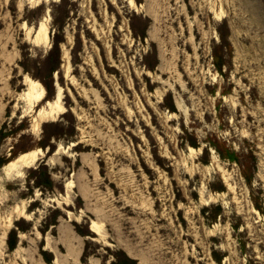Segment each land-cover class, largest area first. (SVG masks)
<instances>
[{"label": "rangeland", "instance_id": "rangeland-1", "mask_svg": "<svg viewBox=\"0 0 264 264\" xmlns=\"http://www.w3.org/2000/svg\"><path fill=\"white\" fill-rule=\"evenodd\" d=\"M1 128L0 264H264V0H0Z\"/></svg>", "mask_w": 264, "mask_h": 264}, {"label": "trees", "instance_id": "trees-1", "mask_svg": "<svg viewBox=\"0 0 264 264\" xmlns=\"http://www.w3.org/2000/svg\"><path fill=\"white\" fill-rule=\"evenodd\" d=\"M141 37H143L144 35H140ZM219 39H220V48L221 47H224V48H227L228 51H230L231 49V44L229 42V39H228V34L226 32H222L220 31L219 32ZM59 40H56V43H58ZM214 56V63L215 65L217 66L218 70L220 72H222V68H223V65L225 64L224 60H223V56L222 54L220 53H217V51L214 52L213 54ZM55 69V68H53ZM43 82V85H44V88L46 89V93L48 96V94L52 93V82L50 81H42ZM170 109H173V103L170 107H168ZM3 137V133H2V128L0 129V140L1 138ZM189 143L193 146H197V143L196 141L193 139L191 141H189ZM46 145H50L49 142L48 143H45L43 145H41L43 148L46 147ZM213 146L215 147V149L218 151L219 153V156L220 157H225L231 161H235L239 164V167H240V171H241V174L242 176L244 177L245 181L247 183H251L252 179H253V176H254V169H255V166H256V161H255V155L253 153H250V155H246L244 159H241L242 156H239L237 154L236 151H234L233 149H231L230 147H218L215 143H213ZM205 151V149H204ZM207 158H201V161L203 162H207ZM6 162V161H5ZM4 160L0 157V167L5 163ZM45 166H43V179L42 178H39L38 180L35 181L36 185L37 186H44L48 189H52L54 187V183H53V179L50 177L47 169L45 170ZM219 188H223V185H221V187ZM254 206L261 210L260 208V205L254 201ZM220 208V206H219ZM58 215L59 213H57L56 215H54L51 219V221L49 222V224L46 226L45 230H47L50 225H57V222H58ZM236 227V226H234ZM25 229V228H24ZM22 228V230H24ZM76 231L78 233H80L81 235H89L90 234V231L87 229L86 231H83V230H80L79 228L76 227ZM16 243H17V240H16V233H15V229H11L9 231V235H8V238H7V245H8V248L10 250L14 249L16 247ZM121 255L118 256V255H115L116 257V264H137V261L136 259L128 256L125 252L123 251H120ZM46 261H50L52 258L50 257H46L45 258ZM220 260V258H219Z\"/></svg>", "mask_w": 264, "mask_h": 264}, {"label": "bare ground", "instance_id": "bare-ground-1", "mask_svg": "<svg viewBox=\"0 0 264 264\" xmlns=\"http://www.w3.org/2000/svg\"><path fill=\"white\" fill-rule=\"evenodd\" d=\"M25 80H26L25 82L27 83V88L23 91L21 98L26 102V104L28 105V108H30L35 103H37L43 99L45 88H44L43 84L36 79H32V78L26 76ZM54 107H55V105H54ZM40 111H41V109H40ZM42 116H43V113H42ZM40 154H41V151L39 149L20 152L19 154H17L11 160H9L8 162H6L4 164V166H3V168L5 169L4 172H13L16 175H20L22 172V169L24 167H28V166L32 165L33 162L40 156ZM96 223L94 221H92L90 226L94 232L98 233L99 228H98Z\"/></svg>", "mask_w": 264, "mask_h": 264}, {"label": "water", "instance_id": "water-1", "mask_svg": "<svg viewBox=\"0 0 264 264\" xmlns=\"http://www.w3.org/2000/svg\"><path fill=\"white\" fill-rule=\"evenodd\" d=\"M89 228H90V226H89Z\"/></svg>", "mask_w": 264, "mask_h": 264}]
</instances>
